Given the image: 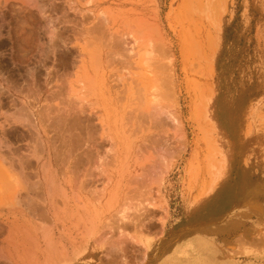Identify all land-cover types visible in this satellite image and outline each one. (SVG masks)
<instances>
[{"label": "bare ground", "instance_id": "6f19581e", "mask_svg": "<svg viewBox=\"0 0 264 264\" xmlns=\"http://www.w3.org/2000/svg\"><path fill=\"white\" fill-rule=\"evenodd\" d=\"M223 2L169 0L166 5V0H0V16L9 11L24 15V25L15 27L9 38V56L19 57L20 50L29 49L41 30L53 69L50 81L41 88L55 97L64 91V99L59 98L62 110L59 100L57 103L58 116L48 118L58 113L52 103L57 109L52 106L54 112L51 106L45 107L48 119L39 114L35 121L29 120L38 144L37 149H31L36 164L31 163L37 166L33 187L46 181L47 188L43 195L42 188H34L41 191L37 194L40 197L34 198L42 196V204L37 207L39 213L26 204L28 217L20 209L19 193L7 191L16 201L12 203V220L5 222L7 226L0 224V235L7 230L2 241L6 245L0 246L5 262L96 264L99 252L105 258L116 254L123 262V253L133 250L140 255L138 263H143L144 250L152 239L146 236L147 227L156 223L158 229L153 234L157 238L165 225L169 213L162 203V188L177 159L184 155L179 148L184 149L187 142L178 62L185 63L186 56L200 52L195 63L211 67L212 54H202L201 49L209 35L218 31ZM166 6L168 12L163 14ZM1 64L0 60V95L6 92L15 101V84L7 80V70ZM186 64L184 71L188 64L192 66ZM43 120H59L64 125L76 122L79 129V139L69 145L59 166L52 160L55 152L40 125ZM1 167L8 179L13 178L8 176L13 174L12 165L7 167L9 173ZM31 215L53 224L57 236L40 230ZM39 234L44 238V249L37 241Z\"/></svg>", "mask_w": 264, "mask_h": 264}, {"label": "rangeland", "instance_id": "374dc122", "mask_svg": "<svg viewBox=\"0 0 264 264\" xmlns=\"http://www.w3.org/2000/svg\"><path fill=\"white\" fill-rule=\"evenodd\" d=\"M168 1L166 0V5ZM214 1L221 0H212V3ZM224 1L223 7L220 8L221 13L218 12L220 14L218 31H215L216 33L214 30L211 31L214 34L208 36V40H205L201 49L202 54H212L211 67L208 68L205 65L200 67L202 66H199L200 62L195 63L198 62L195 57L199 56L200 52L199 55L186 56L185 63L178 62L180 70L178 67L177 82L180 85V105L186 123L187 142H185L184 149L182 146L179 148L178 142L175 144L181 151L184 150V155L177 159L176 164L166 176L162 188V203L169 213L165 225L161 232L159 231L157 238H154L153 234L158 229L156 223L148 225L146 236L152 239L144 250L146 258L143 263H138L139 253L137 251L133 253L131 250L123 253L124 263L115 256L116 254L105 258L99 252L96 254V264H264V174L257 176L241 173L223 175L227 161L224 158L222 145L219 143L221 135L219 125H222V121L235 122L230 125H234L248 137L251 143L248 145L249 151L257 157L249 163L255 164L260 171H264V0ZM220 3L222 5V2ZM167 12L166 6L163 14ZM23 25L24 15L19 16L9 11L0 16L1 65L7 70H4L6 75L8 74L7 80L14 83L16 88V93L13 95L15 101L8 93L6 95V92L0 95V163L8 173L10 171L13 173H9L8 176L13 175V178L12 176L10 178L17 180L15 182L16 180L8 179L6 172L2 171L4 168L0 166L2 168H0V223L12 220V211L9 219L3 217L2 213L13 210L16 201L10 198L13 191L15 195L19 193L18 197H21L24 210L27 208L26 204L32 207V202L39 204V200H42V196L37 198L38 200L34 197L41 192L36 191L39 188H42L40 194L43 195L47 182L40 181L38 183L41 187H37V166L33 165L36 163L31 157L33 155L31 149L33 146L37 149L38 144L33 137L34 133L32 134L36 129L30 121H35L39 114L44 119H54L52 117L59 115V107L61 110L63 108L60 102L64 99V91H60V95L56 97L51 93V97L41 88L43 83L50 81L53 71L49 64L51 59L47 57L49 56L46 49L47 40L41 30L37 31L36 38L30 42L29 49L26 48L27 51L20 50L19 57L11 54L9 56L11 53L9 52L11 49L9 38L15 27ZM186 63H191L192 66ZM183 64L187 65L186 71L182 70ZM197 64L200 68H195ZM42 65L48 67L46 71L49 74H46L44 71L46 68ZM191 67L192 70H190ZM32 93L38 98H34ZM45 95L51 98L50 102H48L49 99H44ZM54 97L55 99H52ZM34 99L37 102H34ZM21 103L24 105L22 106ZM52 103L57 105L58 113L55 112L57 108ZM47 106L54 107L55 111L53 107H50L52 109L50 111L55 112L54 115L51 114L48 117L49 112L45 108ZM8 116L15 119L12 120L14 124ZM26 118L30 120L29 124ZM53 121L55 120L49 123L43 120L40 125L47 136H50V145L53 147L51 151L55 152L52 160L57 161L58 164L54 163L59 166L70 146L79 139L80 135L76 122L72 124L69 121L64 125L59 120L58 122ZM29 149L32 154L28 152ZM4 159H6L5 162ZM217 164L220 166L215 167ZM11 165L12 169L19 166L18 171L22 172V175H18L21 173L16 168L7 170V167ZM250 169L252 168L249 167L244 172H249ZM34 180H36L38 189L33 187ZM31 186L33 189L36 188L35 193L31 192L33 191ZM217 187H221L220 191ZM223 188L226 190H222ZM7 191L11 193L8 194ZM229 195L232 196L230 200ZM95 197L94 195L93 198ZM221 197V203L218 205ZM211 200L212 204L207 205L210 204L207 202ZM34 221L40 230L51 231L57 236L56 228L52 230L53 224L45 223L43 218L39 220L42 222ZM5 237H7V231L0 235V246L6 245L2 242ZM38 238L37 241L44 249L43 236L39 234ZM98 251L101 250L98 249ZM1 263L9 264L0 256Z\"/></svg>", "mask_w": 264, "mask_h": 264}, {"label": "crops", "instance_id": "0c3cea01", "mask_svg": "<svg viewBox=\"0 0 264 264\" xmlns=\"http://www.w3.org/2000/svg\"><path fill=\"white\" fill-rule=\"evenodd\" d=\"M230 124H235V122L229 123L227 121H222V125H219L220 129H221L220 130L221 135H220L219 143L222 145V150L224 152V158L227 161L226 166L224 167L222 174L225 176L231 175L233 173L234 174H240L241 173L244 175L248 174L251 176L252 175L257 176L259 174H264V171H260L258 169V167L255 166V164L251 165L249 163L251 160L256 159L257 157L254 155V153L252 151H249L248 145L251 143L248 141V137L243 135L242 134L243 132L241 133L237 128H235L234 125H230ZM249 167L252 169H250L249 172H244ZM253 168H254V170H253ZM235 170L237 172H235ZM249 186H251V185H249ZM217 189H218V191H220L221 187H217ZM224 189L225 188H223L222 190H224ZM231 197L232 196L229 195L228 199L230 200ZM221 199H222V197L218 200V205H220ZM19 202H20L19 203L20 209L24 212L26 217H28V212H26V210H24L22 208L23 207L22 201L19 200ZM32 203L33 204H31V206L32 205L33 206L30 208L34 209L36 213H39V210L37 207H38V205H40L42 203H39V204H37L35 202H32ZM207 203H210V204H207ZM207 203H206L207 205H211L212 200L210 202H207ZM11 211L12 210H8L6 213H2V216L4 215L3 217H5L6 219H9V217H11V214H10ZM30 218L34 224H35L34 220L39 221V219H36V217L34 215H31ZM47 223H49V222H47ZM0 224H4L7 226V223H5V222H1Z\"/></svg>", "mask_w": 264, "mask_h": 264}]
</instances>
